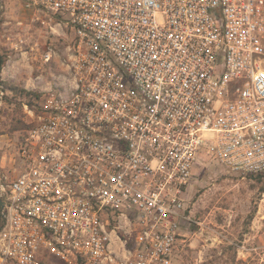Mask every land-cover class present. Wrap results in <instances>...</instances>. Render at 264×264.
Segmentation results:
<instances>
[{
  "label": "built area",
  "instance_id": "obj_1",
  "mask_svg": "<svg viewBox=\"0 0 264 264\" xmlns=\"http://www.w3.org/2000/svg\"><path fill=\"white\" fill-rule=\"evenodd\" d=\"M20 1L72 41L0 169V264H173L195 166L264 173V0Z\"/></svg>",
  "mask_w": 264,
  "mask_h": 264
},
{
  "label": "rangeland",
  "instance_id": "obj_2",
  "mask_svg": "<svg viewBox=\"0 0 264 264\" xmlns=\"http://www.w3.org/2000/svg\"><path fill=\"white\" fill-rule=\"evenodd\" d=\"M0 4V56L4 66L19 70L22 83L31 69L32 78L42 75L46 83L55 80L63 72L65 47L72 41L69 29L59 31L60 36L51 35L41 25L42 18L25 9L20 0H0ZM47 48L56 56L45 63ZM1 84L5 92L10 87L9 83ZM20 100L13 108L16 115L5 109L3 130H9L19 115L25 132L31 126L32 118L22 104L38 111L42 99L21 91ZM185 207L186 241L173 264H264V173L242 177L212 162L197 164Z\"/></svg>",
  "mask_w": 264,
  "mask_h": 264
},
{
  "label": "crops",
  "instance_id": "obj_3",
  "mask_svg": "<svg viewBox=\"0 0 264 264\" xmlns=\"http://www.w3.org/2000/svg\"><path fill=\"white\" fill-rule=\"evenodd\" d=\"M30 10L35 13V16L37 15L38 18H42L40 20V23L46 21V16H43V12H40L36 9ZM54 20L57 21L56 18ZM42 26L47 31V25L43 24ZM32 71L33 70L31 69L28 75L26 74V79L24 80V83L20 82L23 80H21V74L19 70H14L11 67L3 66L0 71V81L2 83H9L10 85V87L6 89V99L5 101H3V104L0 108V169L12 171V169L17 166L15 160V147L26 133L24 129H22V118H20V115L17 118L14 117L15 120L13 121V124L11 125V128L9 130L2 129L3 121H5L3 119V116L6 113L5 109L8 112H11V114L16 115V111L13 108L16 106V101H21V91H23L26 96H31V94L34 93L39 94L40 97H42L43 92L48 89L49 85L52 83H46L43 80L42 75H37L35 78H32ZM22 106L24 108L27 107V105L25 104H22ZM9 121V123L12 122L11 120Z\"/></svg>",
  "mask_w": 264,
  "mask_h": 264
},
{
  "label": "trees",
  "instance_id": "obj_4",
  "mask_svg": "<svg viewBox=\"0 0 264 264\" xmlns=\"http://www.w3.org/2000/svg\"><path fill=\"white\" fill-rule=\"evenodd\" d=\"M4 59L0 56V71L2 69V67L4 66ZM31 96H35L36 99H39L40 98V95L39 94H34L32 93ZM2 225V221H1V217H0V227ZM53 262H56V263H59V264H62L61 262H58V261H53Z\"/></svg>",
  "mask_w": 264,
  "mask_h": 264
}]
</instances>
